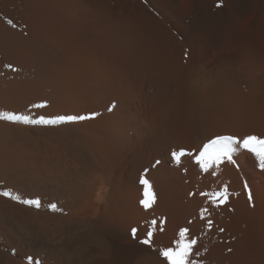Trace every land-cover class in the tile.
I'll use <instances>...</instances> for the list:
<instances>
[{
	"label": "bare ground",
	"instance_id": "1",
	"mask_svg": "<svg viewBox=\"0 0 264 264\" xmlns=\"http://www.w3.org/2000/svg\"><path fill=\"white\" fill-rule=\"evenodd\" d=\"M216 3L0 0V111L96 114L0 121V186L40 202L0 197V264H166L154 249L181 228L202 264H264V171L245 150L207 172L194 159L217 135L264 137V0ZM224 186L225 204L202 195Z\"/></svg>",
	"mask_w": 264,
	"mask_h": 264
},
{
	"label": "snow or ice",
	"instance_id": "2",
	"mask_svg": "<svg viewBox=\"0 0 264 264\" xmlns=\"http://www.w3.org/2000/svg\"><path fill=\"white\" fill-rule=\"evenodd\" d=\"M223 0H217L216 7H221ZM7 23L12 27H17L12 20H8ZM6 68L11 69L16 72L19 71L18 68L14 67L12 64H6ZM45 105H33V107H44ZM95 113L91 116L85 115H61L55 118H45L44 116L33 117L30 114L16 113L13 111H0V121L7 122L10 124H22L26 126H38V125H57L65 122H74V121H83L90 118H95ZM239 150H245L250 153L256 162V167L260 171H264V137L248 134L242 138L235 135H217L216 137L209 139L207 143H204L198 154L194 156L195 162L203 169L205 172L212 165H219L223 161H228L229 163L235 164L236 161L233 159V154ZM185 155H193L192 153L185 152L180 150L179 152L173 151L171 153L172 158L179 163L180 158ZM160 161L157 160L155 164H159ZM155 167V165H153ZM237 167H239L237 165ZM139 184L143 186V199L140 200V204L145 208H149L155 203L156 194L153 191V187L149 179L145 178V175L139 177ZM244 191L247 195V200L249 206L255 207L254 196L249 183L247 180L244 181L243 185ZM211 199V202L219 206L221 204L227 203L231 193L228 190L227 186L221 191L212 192V193H202ZM0 197L10 199L12 201L28 205L39 207L40 202L34 199H24L20 195L16 194L13 190L4 188L0 186ZM55 208V205H52ZM207 209L201 210V218L205 217ZM152 225H156L157 221H151ZM207 226L212 227V221H207ZM162 230V229H161ZM221 232L224 231L223 228L219 229ZM137 229L132 228L131 234L135 238ZM189 229L181 228L178 232V238L175 239L172 243V246L163 247L160 249H154L159 257H162L166 264H202L201 261L193 259V248L197 244L196 238H189ZM153 231L149 229L146 233V237L139 241L140 244L148 246V248L153 247L152 243ZM228 252H232V248L227 249ZM196 256H199V253H195ZM29 264H32V258L29 257ZM38 264V262H37Z\"/></svg>",
	"mask_w": 264,
	"mask_h": 264
}]
</instances>
